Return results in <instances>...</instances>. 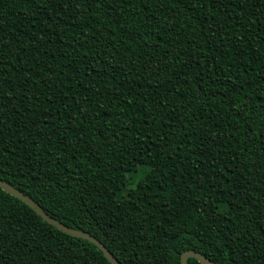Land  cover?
Returning <instances> with one entry per match:
<instances>
[{
	"label": "trees",
	"instance_id": "16d2710c",
	"mask_svg": "<svg viewBox=\"0 0 264 264\" xmlns=\"http://www.w3.org/2000/svg\"><path fill=\"white\" fill-rule=\"evenodd\" d=\"M0 178L122 264H264V0H0ZM0 264L112 263L0 187Z\"/></svg>",
	"mask_w": 264,
	"mask_h": 264
},
{
	"label": "water",
	"instance_id": "95a60500",
	"mask_svg": "<svg viewBox=\"0 0 264 264\" xmlns=\"http://www.w3.org/2000/svg\"><path fill=\"white\" fill-rule=\"evenodd\" d=\"M0 187L5 190L6 192L12 194L13 196L23 200L26 204H28L30 207H32L39 215H41L44 220L49 222L50 224L56 226L57 228L61 229L64 232H67L71 235L81 237L84 239L89 240L90 242L96 244L99 249L102 250L104 255L110 260L112 264H122L120 260L107 248V246L99 240L96 236L92 235L89 232L82 231L79 229H75L71 226H68L56 218L52 217L49 213H47L44 208L36 202L32 197L29 195L25 194L23 191L19 190L15 186H13L10 182H7L4 179L0 178ZM179 238V235L172 238L169 242V248L174 254V256L178 255L177 250L174 247V243L176 240ZM196 258L199 262L202 264H216L214 261H212L210 258L205 257L203 254L195 251V250H186L182 253L181 255V264H189V258Z\"/></svg>",
	"mask_w": 264,
	"mask_h": 264
},
{
	"label": "rangeland",
	"instance_id": "374dc122",
	"mask_svg": "<svg viewBox=\"0 0 264 264\" xmlns=\"http://www.w3.org/2000/svg\"><path fill=\"white\" fill-rule=\"evenodd\" d=\"M141 201L140 195L136 191L135 186H133L124 191V197L121 201L117 202V206L137 205Z\"/></svg>",
	"mask_w": 264,
	"mask_h": 264
}]
</instances>
